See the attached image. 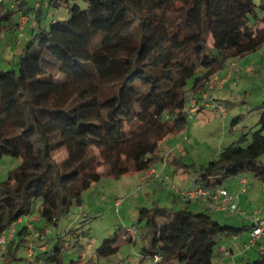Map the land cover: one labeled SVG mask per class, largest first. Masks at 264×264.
Here are the masks:
<instances>
[{
	"label": "trees",
	"instance_id": "16d2710c",
	"mask_svg": "<svg viewBox=\"0 0 264 264\" xmlns=\"http://www.w3.org/2000/svg\"><path fill=\"white\" fill-rule=\"evenodd\" d=\"M24 1L0 0V37L33 13ZM41 1L31 8L35 14ZM63 1L49 0L53 7ZM85 1L86 8L69 5L66 20L38 22L17 53V67L0 68V156L21 158L0 181V235L22 219L0 264H17L22 247L33 248L28 264H74L65 262L62 237H51L48 223L57 225L104 174L148 171L164 161L163 143L188 126L191 97L205 107L200 100L211 75L264 47V0ZM258 124L250 143L243 144L244 134L194 168L196 187H221L246 171L264 180V112ZM59 149L66 153L57 161ZM171 159L183 166L178 155ZM38 199L42 250L27 224L35 223ZM135 221L155 233L154 246L140 254L141 262L158 255L156 264H215L219 234L254 227L159 205L140 207ZM118 248L106 240L97 250L105 256ZM253 257L243 264H264V244Z\"/></svg>",
	"mask_w": 264,
	"mask_h": 264
},
{
	"label": "rangeland",
	"instance_id": "374dc122",
	"mask_svg": "<svg viewBox=\"0 0 264 264\" xmlns=\"http://www.w3.org/2000/svg\"><path fill=\"white\" fill-rule=\"evenodd\" d=\"M255 1L259 4L261 0ZM43 2L38 17L41 20V25L48 27L54 18L68 19L70 16L69 5L76 2L83 8L87 7L85 0H68V2L64 0L54 7L49 0ZM26 14L20 16L21 22L24 21ZM29 15L27 14L28 19ZM33 23L31 20L29 26H32ZM261 25L264 26V21ZM29 26L24 35L20 27L3 30L0 37L1 69L17 67V53L23 48L28 31H31ZM245 57H249L247 62H250V65L247 66L253 65V70L244 71L247 69L244 65L247 63H242L243 59L238 60L239 66L235 68L232 66V62L228 61L218 76L223 78V75L228 72L231 74L230 79L226 80L222 86H216L210 95L211 98L216 99L217 104L226 108L227 115L223 117L218 109L211 107L201 108L200 103L196 104V107L188 106L190 112L188 126L176 134L177 146L174 144L176 140L171 143L175 150L169 151L168 142L163 143L166 147L164 149L166 166H164L163 160L158 161L154 166L161 168L156 172V175L160 176L159 179H163L164 184L168 185V189L164 188L159 191L154 186L148 185L150 178H147L146 170L143 172L130 171L116 177L104 174L99 182H94L81 194L80 199L72 206L70 213L62 216L57 225L54 222L48 223L49 235L56 239L59 238L58 236L62 237L60 239L64 244L63 258L65 262L74 264L150 263L151 258L141 262L140 252L144 247L154 246L155 233L152 230L148 232V229L141 228L143 224H138L135 221L139 215V208L159 205L171 210L188 207L193 211H199L193 207L191 201L182 198L178 188L185 190L187 187L196 186L194 168L210 163L212 158L226 145L238 141L242 135H246L243 144L250 143L253 130L259 126L258 121L264 112V47L261 50L251 51L243 56V58ZM65 153V149H59L53 156L57 161H60ZM173 155L180 157L183 166L180 167L172 161ZM260 160L264 163V154L260 156ZM20 161V157H12L8 154L0 156V181L5 179L9 171L16 168ZM185 167L187 170L184 172ZM164 169H166L165 173ZM241 177L247 178L246 188L248 187V191L241 195V203L246 210V215H254L256 211L260 214L264 210V180L246 171L240 176H231L224 185L227 186L230 182H233L234 185H241L242 183H239ZM171 184H176L178 188H173ZM120 198L122 201L117 205V199ZM40 203L41 201L38 199L33 205L36 227L43 223L40 219V210H38ZM259 208L261 209L259 210ZM207 212L213 218L220 220L223 225L242 227L244 223L241 217L235 214L224 216L216 211L209 210ZM247 221L246 224L250 225L251 222ZM132 228L136 229V235L131 240L132 234L128 229ZM36 231L38 232V228ZM245 231L241 234L242 237ZM38 234L39 232L35 237H30L34 246L38 245L42 250L41 245L44 246L47 239ZM106 240L119 246L118 252L101 256L97 249ZM234 242V235L219 234L213 255L215 264H243L248 257L258 255L259 247L264 244V238L259 240L255 247L249 248V250L244 249V253L238 255L237 258L233 254L224 255V251L234 246ZM30 251L31 249L22 247L18 252L22 258L17 264H28ZM235 251L238 253L239 249ZM243 256H246L244 261H242ZM1 262L3 261L0 260ZM174 264L180 263L175 262Z\"/></svg>",
	"mask_w": 264,
	"mask_h": 264
},
{
	"label": "built area",
	"instance_id": "2783aa9c",
	"mask_svg": "<svg viewBox=\"0 0 264 264\" xmlns=\"http://www.w3.org/2000/svg\"><path fill=\"white\" fill-rule=\"evenodd\" d=\"M19 1V0H18ZM40 2V0L38 1ZM37 2V6L40 4ZM25 19L24 21H20V28L23 31L25 25L27 24L28 21V16L27 14L24 15ZM21 19V17H20ZM23 33V32H22ZM232 62V66L235 68L238 64V60L237 59H233L231 60ZM253 70V65H251L247 71H251ZM231 76L230 73H228V75L226 77L223 78H219L218 73H214L213 75H211V77L209 78V80L206 82V90L203 92L202 96H201V100L200 102H203V105L205 107H211L213 109H218L223 117H225L227 115V110L224 106L217 104V102L215 101L216 99L211 98V93L213 92V90L215 89L216 86H222L223 83L229 79V77ZM191 104L193 105V107L196 106L197 101L195 98L191 97ZM164 164L166 165V162H164ZM154 174V172L152 173ZM158 176V175H157ZM160 177V176H158ZM240 183H242V187H241V191H245L246 190V183H247V178L245 177H241L240 179ZM181 195L184 198H188L190 200L193 201H200L202 199H207V201H209V203L211 204L212 208H216L219 209L221 211H226L229 214H235V215H239V216H246V212L243 208L240 207V203H239V194H234L230 191V189H226L220 186H216L213 188L210 187H206V186H199V187H195V188H187L185 190H182ZM122 201V198L117 199V204H120ZM252 220V223L254 225V227L251 229L252 231H250V236L249 239L247 241V247H251L253 245H255V243L257 242V240L262 237L264 235V218L263 216H261L257 211L255 212L254 215H252V217H249ZM22 219H20L19 221H13L11 224L8 225V227L3 231V233L0 235V250L5 251L6 249V244L7 242L11 239L14 238L16 236L17 233V224L21 221ZM31 220H33L31 218ZM28 221V227L31 230V237H35V235H37V231H36V227L35 224L32 221ZM131 234L135 235V228H132L131 230L129 229ZM31 251L29 252V255L32 256L34 254L33 248H30ZM226 255H229V251L225 252ZM161 257H159L158 255H156L154 258H152V261H150V263L147 264H156L158 262H160Z\"/></svg>",
	"mask_w": 264,
	"mask_h": 264
},
{
	"label": "crops",
	"instance_id": "0c3cea01",
	"mask_svg": "<svg viewBox=\"0 0 264 264\" xmlns=\"http://www.w3.org/2000/svg\"><path fill=\"white\" fill-rule=\"evenodd\" d=\"M37 0H27L26 2L24 1V4H26L27 5V7L25 6V8L29 11V12H35L34 10H32L31 8H32V6H33V4L36 2ZM42 1H44V0H42ZM41 1V2H42ZM44 3L42 2V5H43ZM32 10V11H31ZM33 13H29L30 15V18L28 19V21H27V24L25 25V27H24V29H23V35H24V32L27 30V27L29 26V24H30V21L32 20L34 23L32 24V26H36L37 25V23L39 22H41V20H40V18L38 17V13L39 12H37L35 15H33ZM32 26H29V29L31 30L33 27ZM28 29V30H29ZM32 32V30L29 32L28 31V33H27V36L28 35H30V33ZM27 36H26V38H27ZM26 38H25V40H26ZM237 60H242V63H247V64H245L244 66L245 67H247V69L250 67V66H247V65H250L249 63L250 62H247L248 60H249V57H245V58H243V56L242 57H239V58H236ZM239 61V62H240ZM241 62H240V65L242 64ZM239 66V63L237 64V67ZM242 66V65H241ZM246 69V68H245ZM247 69L246 70H244V71H247ZM220 72V71H219ZM219 72H218V74H219ZM228 75V72L227 73H225L223 76L224 77H226ZM230 79V78H229ZM228 80V79H227ZM200 106H201V104H200ZM201 108H203V107H201ZM187 138V137H186ZM174 140H176L175 141V143L174 144H176V146H177V144H178V139L176 138V134H174V135H172V136H170V138H168V139H166V141L168 142V145H170V147L168 148L169 149V151L170 150H175V148H174V146L172 145L171 146V143L174 141ZM165 141V142H166ZM164 149H166V147H165V145H164ZM170 153V152H169ZM169 157V156H168ZM167 157V158H168ZM165 165V164H164ZM168 165V164H167ZM161 166V165H160ZM161 168H158V167H153L152 169H149L148 171H147V178H150V180L148 181V182H150V184H148V185H150V186H154L157 190H164V188H166V189H168V185H165L164 184V181H163V179L161 178V179H159V177L156 175V172L157 171H159ZM165 171H166V169H164V173H165ZM154 172V174H152ZM156 177V178H155ZM161 181V182H160ZM240 183V182H239ZM241 184V183H240ZM172 185V187L174 188V187H177L178 188V186L176 185V184H171ZM190 187H192V188H195L196 186H190ZM190 187H187V188H190ZM221 187H223V188H226V189H230V191L232 192V193H234L235 195L236 194H239V200H240V207L241 208H243L244 206L242 205V203H241V200H242V194H244V193H246L247 191H248V187L246 188V190L245 191H242L241 193H240V191H241V187H242V184L241 185H234L233 184V182H230L229 184H227V186H225V185H222ZM178 191H180V193L182 192V189H179L178 188ZM182 198H184V197H182ZM186 199V198H185ZM184 199V200H185ZM188 199V198H187ZM189 200V199H188ZM255 200H256V198H255ZM191 201V203H193V207L194 208H197V209H199V211L200 210H206V211H209V210H211V211H216V212H219V213H221L222 215H226V216H228V214L229 213H227L226 211H221V210H219V209H216V208H212L211 207V204L209 203V201H207V199H202V200H200V201H193V200H190ZM118 205V204H117ZM243 206V207H242ZM263 207H264V205H263ZM244 209V208H243ZM261 208H259V210H260ZM245 210V209H244ZM246 211V210H245ZM195 212H198V211H195ZM260 215L261 216H263V218H264V210H262L261 211V213H260ZM239 216V215H238ZM241 217V216H240ZM247 217V218H246ZM249 217H252V215H244V216H242L241 217V220H243V224H246V222H248L247 220H249V222H251V224H252V220L249 218ZM246 218V219H245ZM250 224V225H251ZM129 230V229H128ZM247 231H245V233H244V236L242 237L241 236V234L243 233H241V234H238V235H234V238H235V242H234V246H231V247H229V249H227V250H225L224 251V253L226 252V251H229L230 252V255L231 254H233V255H235V257L237 258L238 257V255H240L241 253H244V251L245 250H249V248H252V247H255L257 244H258V242H259V240H261L262 238H264V235L262 236V237H260L258 240H257V242L255 243L256 245H253V246H251V247H247L246 245V243H247V241H248V239H249V236H250V231H252V230H249V229H246ZM238 243V244H237ZM237 244V245H236ZM37 247H39L38 245H36ZM262 246H263V244H261V246L259 247V249H261L262 248ZM41 247H42V249H45L46 248V245H44V246H42L41 245ZM239 249V252L238 253H236V251L235 250H238ZM245 249V250H244ZM248 252V251H247ZM250 257H252V256H250ZM245 258H246V256H243V259H242V261H244L245 260ZM148 259V258H147ZM146 259V260H147ZM144 264H146V263H144Z\"/></svg>",
	"mask_w": 264,
	"mask_h": 264
}]
</instances>
